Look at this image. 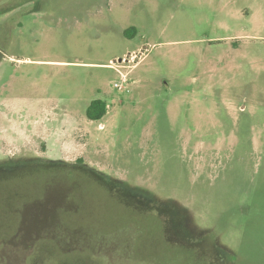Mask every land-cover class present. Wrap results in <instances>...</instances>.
Returning a JSON list of instances; mask_svg holds the SVG:
<instances>
[{
	"label": "rangeland",
	"instance_id": "374dc122",
	"mask_svg": "<svg viewBox=\"0 0 264 264\" xmlns=\"http://www.w3.org/2000/svg\"><path fill=\"white\" fill-rule=\"evenodd\" d=\"M95 99L107 112L92 120ZM79 159L174 211L167 228L202 239V264L214 245L264 264V0H0V168H20L0 178V264H185L151 214L92 180L67 221L81 238L67 252L36 238L67 185L23 222L42 182L32 165ZM20 220L28 238L3 236ZM98 239L118 250L84 249Z\"/></svg>",
	"mask_w": 264,
	"mask_h": 264
},
{
	"label": "trees",
	"instance_id": "16d2710c",
	"mask_svg": "<svg viewBox=\"0 0 264 264\" xmlns=\"http://www.w3.org/2000/svg\"><path fill=\"white\" fill-rule=\"evenodd\" d=\"M135 29L133 27H130L124 31L125 34L132 35L134 33ZM107 112V104L100 99L92 100L87 109H86V115L89 119L97 120L100 119L105 113ZM32 168L35 170L41 172L40 178L42 179V182L39 183L37 189H38V195H36L35 198L31 199L29 202H26L21 205L20 210H17V213L19 214V217H23L24 209L26 207H29V205L33 204L32 207L36 206H44L43 202L45 201V193L49 190V188L57 183H61V185L64 184L67 185L66 191L64 192V197L61 199V202L59 203H50V208L54 210V212H49L46 215V207H44V212H40V216H37L36 221L37 222H46L47 224H50L46 227V230L39 233L37 237L41 236L43 238H47L48 240H51V243L56 250L67 252L68 249V243L77 241L82 236L83 230L80 227H74L73 225H68L67 221L69 217L73 213H77V211L80 209L82 198H80L79 190L82 188L83 185H87L86 180L96 183L101 189H105L112 197L115 198L118 202H120L123 205L133 207L135 211L144 213H149L153 216V220L158 223V225L161 227L160 235L164 241V244L170 245V246H176L181 247V252L186 253V262L185 264H195V260L190 261L189 256L197 257V261L201 262V257L198 255V251L201 248V243L199 241H191L189 238L182 239V238H176L173 225L170 223L167 228L166 223L164 222V215L168 216L170 222H174V211L164 207H157L153 205V203L149 202L150 200L143 201L142 199L134 196L132 193L124 189L123 187H120L117 183L112 182L104 175L100 174L99 172L95 171L92 168L87 167L86 165L82 164L81 159L78 160L77 163L69 164V163H59V162H38L37 164L32 165ZM19 165L4 169L0 168V178L3 177H12L16 176L17 172L19 171ZM59 185V186H61ZM58 186V187H59ZM87 187V186H83ZM144 206H142L143 204ZM137 203H141L140 206ZM53 204V205H52ZM147 206H146V205ZM155 210L156 213H153L151 211ZM23 211V213H22ZM170 212L173 214H170ZM21 215V216H20ZM39 215V214H38ZM45 216V217H44ZM165 216V217H166ZM24 217L22 218V221L24 222ZM179 219V218H177ZM20 220V225H14L11 228V231L7 234H4L3 236H11L16 232L18 233L20 239L28 238L23 237V228H22V222ZM179 222V221H177ZM71 226V227H69ZM172 226V228L170 227ZM25 227V226H24ZM168 229V230H167ZM169 231V232H168ZM86 234V232H84ZM167 233H170L169 235ZM171 234L174 235V239L171 237ZM27 236V235H25ZM30 237H32L30 235ZM6 238V237H3ZM92 239H89V241ZM98 245L96 247L92 248L90 246H85L84 249L92 251L93 254H105L112 248H115V251L118 250V247L116 245H112L109 243V241L106 242L104 239H98ZM33 241V246H36L37 249L40 248L39 243L36 242V240ZM96 241H94L95 243ZM215 244V243H214ZM213 249L211 252H208L207 258L209 264H233V262L230 259V256L226 254V252H223L220 250V248L216 245L212 247ZM223 252V253H222ZM120 254H126L129 256L126 252H120ZM103 256V255H101ZM130 258H133L129 256Z\"/></svg>",
	"mask_w": 264,
	"mask_h": 264
},
{
	"label": "built area",
	"instance_id": "2783aa9c",
	"mask_svg": "<svg viewBox=\"0 0 264 264\" xmlns=\"http://www.w3.org/2000/svg\"><path fill=\"white\" fill-rule=\"evenodd\" d=\"M126 75H123L122 82H115L114 86L118 89H122L124 87L123 83L125 82Z\"/></svg>",
	"mask_w": 264,
	"mask_h": 264
},
{
	"label": "water",
	"instance_id": "95a60500",
	"mask_svg": "<svg viewBox=\"0 0 264 264\" xmlns=\"http://www.w3.org/2000/svg\"><path fill=\"white\" fill-rule=\"evenodd\" d=\"M122 59L120 58L119 61H121Z\"/></svg>",
	"mask_w": 264,
	"mask_h": 264
},
{
	"label": "flooded vegetation",
	"instance_id": "af4514ba",
	"mask_svg": "<svg viewBox=\"0 0 264 264\" xmlns=\"http://www.w3.org/2000/svg\"><path fill=\"white\" fill-rule=\"evenodd\" d=\"M145 201H147V200H145ZM148 202V201H147Z\"/></svg>",
	"mask_w": 264,
	"mask_h": 264
}]
</instances>
